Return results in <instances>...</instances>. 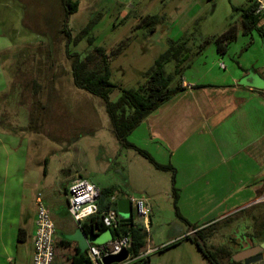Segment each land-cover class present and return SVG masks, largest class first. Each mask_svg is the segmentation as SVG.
<instances>
[{
  "label": "rangeland",
  "instance_id": "1",
  "mask_svg": "<svg viewBox=\"0 0 264 264\" xmlns=\"http://www.w3.org/2000/svg\"><path fill=\"white\" fill-rule=\"evenodd\" d=\"M76 1L79 10L69 20L72 36L93 20L89 37L95 42L90 46L87 36L77 43L71 42L68 51L85 57L94 47L105 50L112 70L111 82L117 86L110 94L114 103L121 96V88L134 89L146 83L145 73L168 49L170 40L187 41L190 52L184 66L193 62L192 72L199 76L196 72L204 70V59L208 65L218 60L217 38L232 25L242 27L241 13L233 8L250 3L249 0ZM124 12L127 17L122 16ZM152 15L162 17L161 23L147 25V18ZM63 17L61 0H0V65L4 69L0 75L3 90L0 133L25 140L28 167L21 201L24 212L31 211L33 215L37 211L36 197L41 194L58 232L59 238H54L58 246L68 245V240L82 242L84 234L71 216L64 218L59 210L55 216L54 211L55 204H59L56 200L59 192L63 194L62 189L75 177L84 175L98 188H112L130 195L128 198L147 200L151 219L147 247L157 248L150 254V264H210L188 240L178 239L177 246L161 251L175 243L176 240H171L183 232L190 235L191 227L204 228L208 223L219 226L206 240L208 249L250 245L241 236L246 231L252 232L250 217L264 202L231 214L233 219L225 223L222 220L231 215H214L219 207L204 200V190L197 194L181 184L177 186L181 196L179 210L185 220L176 215L171 173L157 170L133 148L124 146L114 133L105 102L75 86L67 38L61 33ZM197 60L199 65H195ZM175 65L166 64L165 73H171ZM199 80L204 82L203 77ZM201 183L204 184L200 180ZM123 192L117 195L122 198ZM242 192L239 187L234 188L231 200L245 203ZM222 198L225 200L223 195ZM226 203L229 206V197ZM238 206L233 204L232 209ZM134 218L139 221L135 211ZM104 238L111 240L109 231L100 234L96 242L101 244ZM30 257V242L19 243L17 263L27 264Z\"/></svg>",
  "mask_w": 264,
  "mask_h": 264
},
{
  "label": "crops",
  "instance_id": "2",
  "mask_svg": "<svg viewBox=\"0 0 264 264\" xmlns=\"http://www.w3.org/2000/svg\"><path fill=\"white\" fill-rule=\"evenodd\" d=\"M237 29L235 41L223 43L222 51L217 46V61H210L208 65L204 59V70L196 72L199 76L192 72L193 62L184 66L187 56L182 64L184 90L150 114L128 138L160 164L172 165L177 171V186L184 184L197 194L204 190V200L217 205L218 211L224 214L217 211L214 215L221 217L257 204L264 195V39L256 31L245 35L242 27ZM195 65H199V60ZM1 68L3 65H0V75L4 72ZM201 77L204 82L199 80ZM27 167L25 140L0 133V264H18L19 243H23L18 240L20 229L26 231L25 241L31 246L27 264L33 263L36 211L33 215L31 211L25 213L21 203ZM81 177L89 181L86 176ZM200 180L204 184H199ZM68 185L56 199L59 204H55V216L61 214L67 218L69 214ZM236 187L245 192L243 204L231 200V191ZM119 192L123 191L113 194L114 206L129 223L134 207L129 201L130 195L123 192L121 198L117 195ZM180 202L181 196L178 206ZM233 204L240 206L232 209ZM228 207L232 210L227 211ZM56 210H59L57 215ZM57 236L56 230L54 238ZM99 236H93V242L91 235H84L82 242L68 240L70 246L61 247L54 239V264H63L66 254L70 258L78 252L85 254L90 244L100 245L96 242ZM184 236L185 232L171 241L177 242ZM109 238L113 239L111 232ZM107 241L104 238L101 244Z\"/></svg>",
  "mask_w": 264,
  "mask_h": 264
},
{
  "label": "trees",
  "instance_id": "3",
  "mask_svg": "<svg viewBox=\"0 0 264 264\" xmlns=\"http://www.w3.org/2000/svg\"><path fill=\"white\" fill-rule=\"evenodd\" d=\"M61 2L64 9L61 33L67 38L66 50L68 57L71 58V71L75 86L101 98L105 102L106 112L112 123L114 133L124 146L133 148L157 170L171 173L172 194L176 215L182 220H185L178 206L180 195L176 184V169L170 164H160L148 151L130 143L128 138L150 114L184 90L182 86V64L190 52L187 41L185 39L177 41L170 40L168 49L155 59L153 66L145 73L144 78L146 79V83L139 85L134 89L119 88L121 90V96L114 103L110 101V94L117 88V86L111 82L112 70L105 50L102 47H94L88 54H86L85 57L76 53L71 54L68 51L71 42L77 43L87 36L88 44L90 46L94 44L95 39L93 37H89V34L94 26L93 20L90 21L75 37H73L72 31L69 28V20L71 15L78 12L80 4L76 0H61ZM233 9L241 13L242 28L245 35L256 31L264 39V22H262L255 14L256 6L254 4L234 7ZM127 16L128 14L126 17ZM161 20L162 17L159 15H152L147 18L146 24L156 26L161 23ZM237 34V27L234 25L230 26L225 33L217 38L218 50H223V43L227 44L235 41ZM116 51L119 52L117 49ZM171 62H174L176 67L171 73L167 74L164 71V67L166 64ZM35 84L38 83L36 82ZM115 191L117 190L112 188L101 189V198L99 202L100 214L108 210L110 207L115 208V203L110 201ZM244 210L245 209L238 212H242ZM232 219L233 216L231 215L222 221L230 223ZM250 219L253 223L252 232L249 233L246 231L241 236L242 241H249L251 243L250 245L263 243L264 204H261L260 210L255 212ZM134 220L135 218L133 216L129 223H120L117 228L111 229L103 225L101 215H99L84 223L80 229L85 236L91 235L94 237L106 231H110L113 239L121 235L129 234L131 235L133 241L131 254H133L134 257H138L147 245L148 235L145 232V229L135 223ZM206 225H204V228H202V226H193L192 228L196 230L197 237L192 238L188 235L184 238V240H188L194 244L210 264H244L242 262L234 261L232 257L250 245L241 246L239 244V249L232 245H224L222 247L215 248L214 250H210L206 245V240L213 236V232L216 231L219 226H217L216 223L208 226ZM25 238L26 231L20 229L18 234L19 242H24ZM198 239H201L204 242V247L198 243ZM179 242L180 241H177L173 244L167 245L161 248V251L177 246ZM234 244H236V246L238 245L235 242ZM68 246H70L69 243ZM62 250L65 251L68 249ZM66 258L67 259L63 260L65 264H91L86 252L85 254H80V252H78V254L71 258L70 254H66ZM135 264H150V257H147L146 259L139 258Z\"/></svg>",
  "mask_w": 264,
  "mask_h": 264
},
{
  "label": "built area",
  "instance_id": "4",
  "mask_svg": "<svg viewBox=\"0 0 264 264\" xmlns=\"http://www.w3.org/2000/svg\"><path fill=\"white\" fill-rule=\"evenodd\" d=\"M256 6L255 14L264 22V0H249ZM101 198V189L92 184L87 179L77 176L69 184L67 189V209L68 213L79 228L84 223L101 215V221L107 228H117L121 222L117 210L110 207L100 214L99 202ZM110 201L116 202V196H112ZM129 201L134 207L139 221L137 224L145 229L150 238L151 219L150 206L146 199L142 197L131 196ZM264 202V195L258 200ZM37 211L35 220V233L33 236V263L32 264H54L55 249L54 236L56 228L51 218L50 212L46 207L41 194L36 197ZM147 238V241H148ZM133 241L131 235H121L100 245L90 244L86 255L91 264H106L105 260L128 252L125 260L111 264H135L139 258L146 259L156 249L149 246L145 251H141L138 257L131 254Z\"/></svg>",
  "mask_w": 264,
  "mask_h": 264
},
{
  "label": "water",
  "instance_id": "5",
  "mask_svg": "<svg viewBox=\"0 0 264 264\" xmlns=\"http://www.w3.org/2000/svg\"><path fill=\"white\" fill-rule=\"evenodd\" d=\"M119 216H120L122 223L127 222V220H123L122 212H120ZM189 232H190V235H189L190 237L192 238L197 237L196 230H194L192 227L189 229ZM91 240L94 242L95 238L91 236ZM198 243L202 247H204V242L201 239H198ZM260 253H263V254L259 255ZM255 255H259V257L252 259V260L249 259L250 257L255 256ZM127 256H128V252L124 251L122 254L118 256H114L109 259H106L105 263L106 264L118 263V262L125 260ZM232 259L236 262L244 261V264H264V242L252 248L245 249L243 251L236 253L235 255H233Z\"/></svg>",
  "mask_w": 264,
  "mask_h": 264
},
{
  "label": "flooded vegetation",
  "instance_id": "6",
  "mask_svg": "<svg viewBox=\"0 0 264 264\" xmlns=\"http://www.w3.org/2000/svg\"><path fill=\"white\" fill-rule=\"evenodd\" d=\"M259 244H261V243H256V244H254V245H250V246L246 247L245 249L252 248V247H254V246H256V245H259ZM245 249H244V250H245ZM261 254H263V253H260L259 255H261ZM259 255L252 256V257H250L249 259L252 260V259L258 258ZM241 262L244 263V261H241Z\"/></svg>",
  "mask_w": 264,
  "mask_h": 264
}]
</instances>
